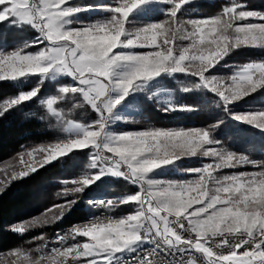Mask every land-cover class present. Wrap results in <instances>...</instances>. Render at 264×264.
Segmentation results:
<instances>
[{"label":"snow or ice","instance_id":"6c2138e0","mask_svg":"<svg viewBox=\"0 0 264 264\" xmlns=\"http://www.w3.org/2000/svg\"><path fill=\"white\" fill-rule=\"evenodd\" d=\"M150 2L114 0L107 8L109 17L80 24L71 18L87 8L69 0H0V22L28 25L39 33L25 48L43 45L36 52H25L23 48L0 51V82H22L30 76L39 80L37 87L4 100L0 117L38 97L40 85L49 74L67 75L74 81L41 101L64 126L67 137L22 152L19 160L24 167L19 170L0 168V194L11 182L36 172V165L43 167L74 149H90L88 167L95 173H85L73 181L77 186L70 191L80 193L107 174L124 176L139 186L136 194L92 204L108 211L134 204L132 214L96 217L74 226L68 236L58 237L60 247L45 251L44 245L32 250L39 254L35 259L31 252H12L23 257V264H113L117 254L141 241L156 246L136 257V264H264V171L214 175L225 168L259 166V162L246 156L215 147L220 141L211 133L218 125L106 134L113 109L137 89L139 82L164 73L196 78L194 86L215 94L217 104L222 103L226 112L233 102L264 88V60L236 66L228 77L211 73L234 49L264 48V12L249 10L241 0H229L215 16L183 20L178 13L190 0H158L172 4L165 19L129 30V17ZM120 66L126 71L114 79ZM112 91H118V97H110ZM66 98L78 101L74 109L90 106L97 118L90 124L67 120L58 107ZM179 110L190 109L181 106ZM229 114L264 131V111ZM34 154L39 160L34 161ZM197 155L210 157L213 162L190 169L196 175L193 180L165 182L147 178L161 166ZM76 202L60 205V214L51 219L47 218V210L44 216L12 230L25 233L29 228L59 220ZM69 237L76 242L67 246ZM77 237L88 239L81 243ZM81 257L87 259H78Z\"/></svg>","mask_w":264,"mask_h":264},{"label":"trees","instance_id":"16d2710c","mask_svg":"<svg viewBox=\"0 0 264 264\" xmlns=\"http://www.w3.org/2000/svg\"><path fill=\"white\" fill-rule=\"evenodd\" d=\"M97 0H79V6H97ZM249 10L264 12V0H241ZM227 1L214 3L199 2L195 4L199 17L210 18L220 13ZM156 16L154 19H159ZM38 37L37 31L30 26L21 28L8 27L0 23V51H15L23 48L25 52H36L42 45L25 48ZM236 62L261 61L264 51L244 49L234 55ZM39 84L38 77L29 78L27 83L19 85L13 82H0V104L4 100L16 97L22 91H29ZM71 85L69 78L55 82L43 81L38 97L32 101L10 109L0 117V165L13 158L23 150L42 145H52L66 138L63 127L46 110L42 100L56 95L58 89ZM173 88L176 86L173 84ZM178 103L190 110L163 112L157 105L147 102L138 113L140 124L135 129L143 127L161 129H207L218 125L211 136L220 144L234 153H244L251 161L259 162V168L264 170V134L232 118L229 113L247 109V107L264 108V89L224 110L223 104H217L218 98L207 92H181L175 89ZM78 103L66 98L58 103L67 120L80 124H90L97 118V113L90 106L73 108ZM256 109V108H255ZM130 127V126H129ZM89 150L75 151L44 167L33 175L15 181L0 195V264L7 262V257L17 249L31 252L46 240L56 228L77 226L91 214L89 202L98 197L106 199L124 195H133L138 188L128 179L105 177L90 187H85L80 193L70 191L74 188L72 182L78 180L86 171L89 162ZM252 165L244 168L251 169ZM76 200L69 213L54 225L45 228H29L25 233H16L12 229L32 219L38 218L49 208ZM43 237V239H37Z\"/></svg>","mask_w":264,"mask_h":264},{"label":"rangeland","instance_id":"374dc122","mask_svg":"<svg viewBox=\"0 0 264 264\" xmlns=\"http://www.w3.org/2000/svg\"><path fill=\"white\" fill-rule=\"evenodd\" d=\"M77 1H79V0H69L70 3H74V4H76ZM216 1H219V0H190L189 3H187L183 6V8L181 9V12L178 13V17H180V19H183V20L206 18V17H199L198 16L195 4L199 3V2L214 3ZM224 1H227L229 3V0H224ZM113 3H114V0H97L96 1L97 6H84L87 8V10L77 13L76 16L72 17L71 19L80 23V24H93V23L99 22L101 20L106 19L107 17H109L111 15V13L107 10V8H108V6L113 5ZM76 6H79V5L76 4ZM171 7H172L171 3H164V2H158V0H151L150 3L145 4V5L141 6L140 8H138L136 11H134V13L129 17L130 23L126 24V27L129 30H134L135 28L148 26V25H151L153 23L163 21L166 17L167 11ZM156 16H161V17L159 19H154V17H156ZM0 23H4L8 27H17V28H21L23 26H28V25L17 26L15 24H10L7 21L6 22H0ZM38 36H39V33H38ZM184 43H186V42H184ZM42 47H43V45H42ZM244 49H255V50L264 51V48H252V47H240V48L234 49L227 56H225L224 59L221 60L211 70L212 75L221 76V77H228L234 73L236 66L243 65V64H246L249 62H260V61H249V62H245V63L236 62L234 55H236V53H239L241 50H244ZM117 51H119V49ZM137 51H147V50L146 49H138ZM115 71H116V76L114 77V79H119L121 74L124 71H126V68L124 66H120ZM33 77H35V76H30L29 78H33ZM64 78H69L71 80V85L74 83V81L71 79V77H69L67 75H63V74H57V73L49 74L43 81L55 82V81H58V80L64 79ZM195 79L196 78L189 77V76H186L184 74H179V73H174V74L164 73V74H161V76L153 78L151 80L139 82V86L137 87V89L134 91H131L129 93V95L127 97H125V99L123 101H121V103L113 109V112L111 114V118L108 121L107 126H106V134L107 135H118V134L127 133V132H136V131L147 130L149 127H147V128L143 127L141 129H135V126L140 124V121L138 119V113L141 110V108L143 107V105L147 102L154 103L163 112H167V111L173 112V111L179 110V107H181V105L178 103L177 99L175 98V89L179 90L181 92L190 91V92L211 93L207 89L195 87L194 86V84L196 83ZM27 80H23L22 82H13V83H16L19 85H24L27 83ZM8 82H11V81H8ZM173 84L176 86V88H173ZM185 89H187V91H185ZM263 89L264 88H261L258 91L252 93L251 95L244 97L243 99H241L239 101L233 102V104H231L229 106H237L238 105L237 103L241 102L245 98L252 96L253 94L258 93L259 91H261ZM211 94H213V93H211ZM118 95H119L118 91H112L109 93V96L113 97V98L118 97ZM213 95H215V94H213ZM46 110H47V108H46ZM250 111H264V108L258 109L257 107H254V108L247 107V109H241V111L240 110L235 111L234 113H246V112H250ZM54 118L56 119V117H54ZM241 123H243V122H241ZM77 124H80V123H77ZM244 124H246V123H244ZM246 125L249 127L255 128L251 125H248V124H246ZM62 127H63V132L66 134V137H67L68 133L64 130L63 125H62ZM157 129H161V128H157ZM255 129L258 130L260 133L264 134V131L259 130L257 128H255ZM164 130H168V129H164ZM42 146H45V145H42ZM39 147H41V146L29 147V148L23 150L22 152H26V151L31 150L33 148H39ZM215 147L224 149L228 152H233V151L225 148L221 144L216 145ZM84 150H89V153H90V149H84ZM75 151H81V150L74 149L73 152H75ZM22 152L16 154L13 158H11L10 160H8L5 163H3L2 165H0V168H7L9 170H12V169L19 170V169L23 168L24 165H21L20 160H19V156ZM237 155L245 156L244 153L243 154L239 153ZM60 158H62V157H60ZM60 158H58V159H60ZM35 160H39V156H36L34 154V161ZM54 162H56V161L50 162L49 164H47L43 167H39L38 165H36V166L38 167V170H40L44 167L51 165ZM211 162H213L212 158L203 157V156H199V155L191 156V157H183L179 160H176L173 164L161 166L160 168L153 170L151 173L148 174L147 178L157 180V181H165V182L190 181V180H193L196 178V175L189 171L190 169H199L204 164L211 163ZM89 163H90V159H89L88 165H89ZM88 165H87L86 171L83 173V175L85 173H89V174L95 173V170L89 169ZM244 166L245 165H242V166H239L235 169L225 168V169L219 170L217 173H214V175L223 176L226 174H233V173L238 174V173H253V172L264 171L262 168H259V167H251V169H248V168H244ZM34 173H30V175H33ZM83 175H81V177ZM105 177H114V178L126 179L124 176L118 177V176H114V175H110V174L102 175L100 177V179L105 178ZM22 179H24V178H22ZM22 179H20V180H22ZM97 181L98 180H96L91 185L95 184ZM11 183H13V182H11ZM131 183L133 185H135L139 191V186L134 182H131ZM72 184H73V187L77 186L73 182H72ZM90 186H87V187H90ZM8 187L9 186H7L6 189ZM125 196H129V195H124V196H120L117 198H111L108 200H119ZM98 198H100V197H98ZM67 202L68 201H65L64 203H61V204H58V205H55V206L49 208L48 210H50V211L46 210L47 211V218L51 219L52 216L59 215L60 214V207L59 206L60 205H66ZM70 210L65 211V214L59 220L50 222L49 224H46L43 226H37V227H32V228H45V227L50 226V225L52 226L56 222L62 220L69 213ZM46 211L43 212L40 217L44 216ZM133 211H134V204L122 205V206H119V207L112 209L111 211L107 210L108 216L110 215L114 218H119V217H122L125 215L132 214ZM94 215H95V212L92 209V214L84 222H81L77 225H83V224L88 223L89 221H91L90 218H92ZM87 239L88 238L78 237V241H80L81 243L87 242ZM148 243H149V241L138 242L137 245H133L130 250H126L123 253L117 254L116 258L121 256L124 253H129L136 248L147 245ZM20 251L25 252L23 250H20ZM31 253H32L33 259H35L36 256L38 255L37 253H35L33 251H31ZM78 259H87V258L81 257ZM6 260H7V262L11 260L12 263H13V261H15L16 264H23V257L18 258L14 255H11V256L7 257Z\"/></svg>","mask_w":264,"mask_h":264},{"label":"built area","instance_id":"2783aa9c","mask_svg":"<svg viewBox=\"0 0 264 264\" xmlns=\"http://www.w3.org/2000/svg\"><path fill=\"white\" fill-rule=\"evenodd\" d=\"M97 201H93L92 203H90V205L92 206V204H94ZM94 212L95 215L90 218L91 220H93L96 217H104V216H108V212L106 209L104 208H96L94 207ZM73 227H69V231H61V228H56L53 230V233L50 234V236L42 243V246L47 245L45 251H50V249L52 247H60V244L58 242V237L59 236H68L70 233V230ZM78 239V237L76 238ZM76 241L72 240L70 237L66 240V245H72L73 243H75ZM156 245L152 242H149L147 245L141 246L139 248H136L134 250H132L130 252V259H125V261L123 262H115V259L113 261V264H133L136 263V257L140 256L143 252H145L146 250L155 247ZM165 248H167L168 246H164ZM197 256H199V254H197ZM69 259H71V257H69ZM159 264V262H158Z\"/></svg>","mask_w":264,"mask_h":264},{"label":"bare ground","instance_id":"6f19581e","mask_svg":"<svg viewBox=\"0 0 264 264\" xmlns=\"http://www.w3.org/2000/svg\"><path fill=\"white\" fill-rule=\"evenodd\" d=\"M93 201H108V199L101 197V198H95L91 202H93ZM91 208L94 210V207L93 206H91ZM69 227H74V226H69ZM69 227L61 228V231H69ZM76 240H78V239H76ZM39 247H42V244ZM125 259H130V252L129 253H124L121 256L117 257L115 259V262H123V261H125ZM133 264H136V263H133Z\"/></svg>","mask_w":264,"mask_h":264}]
</instances>
